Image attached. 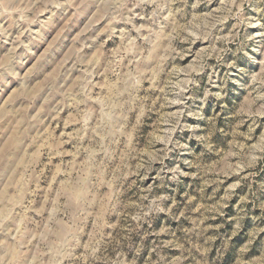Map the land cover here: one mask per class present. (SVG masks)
<instances>
[{"label": "rangeland", "instance_id": "obj_1", "mask_svg": "<svg viewBox=\"0 0 264 264\" xmlns=\"http://www.w3.org/2000/svg\"><path fill=\"white\" fill-rule=\"evenodd\" d=\"M0 264H264V0H0Z\"/></svg>", "mask_w": 264, "mask_h": 264}]
</instances>
